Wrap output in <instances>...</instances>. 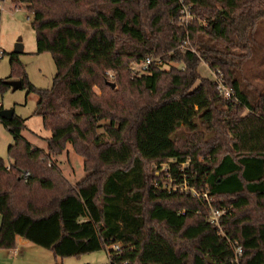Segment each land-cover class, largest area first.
Here are the masks:
<instances>
[{
  "label": "trees",
  "instance_id": "obj_1",
  "mask_svg": "<svg viewBox=\"0 0 264 264\" xmlns=\"http://www.w3.org/2000/svg\"><path fill=\"white\" fill-rule=\"evenodd\" d=\"M14 2L32 14L36 53L50 52L56 73L36 88L10 53L9 78L38 95L35 113L51 134L43 150L21 135L24 118L0 119L13 137L9 162L0 157V249L22 237L61 258L105 249L110 264H264V89L251 96L241 82L264 0ZM183 4L196 17L184 26ZM197 32L209 41L192 51ZM148 57L131 74L128 65ZM202 60L232 97L199 74ZM170 62L180 65L159 97L129 108L128 82L154 91ZM196 81L201 107L154 135L156 114ZM66 144L83 159L75 185L51 162ZM213 208L224 211L218 224ZM231 242L242 249L237 261Z\"/></svg>",
  "mask_w": 264,
  "mask_h": 264
},
{
  "label": "rangeland",
  "instance_id": "obj_2",
  "mask_svg": "<svg viewBox=\"0 0 264 264\" xmlns=\"http://www.w3.org/2000/svg\"><path fill=\"white\" fill-rule=\"evenodd\" d=\"M0 4L2 6L0 9V79H17L15 74L9 78L12 72L9 60L10 53L13 52L14 45L19 40L23 46V51L16 53L20 62L19 68L25 71L28 81L36 88L50 87L56 73V67L50 52L36 53V36L31 26L32 14L22 3L18 4L14 0H0ZM194 19H196L195 16ZM179 23L184 26L181 17ZM253 37L254 42L250 56L244 58L241 65V82L243 86H246L251 96L257 95L264 89V19H261L255 26ZM204 41H209L208 36L202 32H197L196 44L192 48L196 50L199 42ZM179 65L170 62L164 66L166 72L161 74L154 91L149 90L143 81L130 80L128 82L127 106L134 109L146 102L155 101L169 85L170 74L167 71L170 66ZM128 68L133 75L143 72L138 63L132 62ZM198 72L202 77L210 79L214 77L213 71L203 60L198 64ZM201 88L199 81H196L190 94L172 101L165 109L157 113L155 117H158L159 123L153 125L151 132L155 135L157 132L161 134L164 131L162 134H165L174 128H180L183 119L198 110L204 103L206 95ZM95 91L100 94L99 88L95 87ZM37 101L38 95L34 92L28 93L26 87H20L14 91L11 88L0 89V102L2 104L0 109H12L14 115L24 118L25 127L22 129L21 135L33 145L46 150L45 138L49 137L51 132L44 127L41 116L35 113ZM10 144H13V137L0 120V157L5 163L10 160L8 152ZM51 162L59 167L70 185H75L85 174L83 159L74 152L70 144H66L60 154H52ZM158 165L151 166V169L157 174H159L156 168ZM165 166V163L160 164L163 169ZM214 200L217 202L221 198ZM223 200L227 201L228 198L224 197ZM16 247L17 250H15ZM0 264H109V260L105 249L61 258L55 257L50 250L29 242L28 245L22 246L15 244V247L9 250L0 249Z\"/></svg>",
  "mask_w": 264,
  "mask_h": 264
},
{
  "label": "built area",
  "instance_id": "obj_3",
  "mask_svg": "<svg viewBox=\"0 0 264 264\" xmlns=\"http://www.w3.org/2000/svg\"><path fill=\"white\" fill-rule=\"evenodd\" d=\"M1 7L2 6L0 4V9H1ZM180 13H181V19H182L184 25H187L194 18L193 14L190 13V11H189V6H187V5H184V4L182 5ZM187 43H188V41H187V39H185V40H183L181 42L180 46L185 48ZM192 51H195V49H192ZM0 56H1V53H0ZM152 61H154V60H152L151 58L148 57L144 62L138 63V65H141L142 70L144 71L146 66H148ZM156 62L159 63V60H157ZM135 64H137V63H135ZM213 75H214L213 78L215 79V81L217 83L218 89L222 92L224 97L225 98L232 97L234 92H233V90L231 88H229L228 86L225 85L224 81L222 80V78H221V76L219 74V70L213 71ZM0 107H2L1 102H0ZM25 174L28 175V172H26ZM184 188H186V187H184ZM202 195L206 199L208 198L206 193H203ZM223 212L224 211L222 209H215V208L211 209L210 217H209L210 221L212 223L218 224V218ZM231 243H232V245L234 247V256H235L234 260L237 261L238 257L242 253V249H241V246L238 245L236 242L235 243L231 242ZM113 248L117 249L118 246L114 245Z\"/></svg>",
  "mask_w": 264,
  "mask_h": 264
},
{
  "label": "water",
  "instance_id": "obj_4",
  "mask_svg": "<svg viewBox=\"0 0 264 264\" xmlns=\"http://www.w3.org/2000/svg\"><path fill=\"white\" fill-rule=\"evenodd\" d=\"M23 51V46L21 42L18 40L15 45L13 52L14 53H21ZM5 82L10 86L11 90H16L21 87V82L18 79H6ZM114 86V84H112ZM13 116V110L12 109H0V119L9 120ZM207 260L209 263H212L207 257Z\"/></svg>",
  "mask_w": 264,
  "mask_h": 264
},
{
  "label": "crops",
  "instance_id": "obj_5",
  "mask_svg": "<svg viewBox=\"0 0 264 264\" xmlns=\"http://www.w3.org/2000/svg\"><path fill=\"white\" fill-rule=\"evenodd\" d=\"M28 241L26 240V239H24V238H22V237H19L18 239H17V243H16V245L17 246H22V245H28ZM15 250H17V247L15 248Z\"/></svg>",
  "mask_w": 264,
  "mask_h": 264
}]
</instances>
